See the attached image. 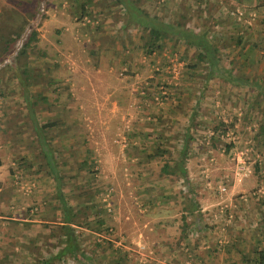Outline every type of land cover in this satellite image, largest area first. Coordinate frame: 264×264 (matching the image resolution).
<instances>
[{"label":"rangeland","instance_id":"obj_1","mask_svg":"<svg viewBox=\"0 0 264 264\" xmlns=\"http://www.w3.org/2000/svg\"><path fill=\"white\" fill-rule=\"evenodd\" d=\"M133 1L172 26L159 48L114 0H0V264L57 250L59 190L82 255L51 264H256L264 0Z\"/></svg>","mask_w":264,"mask_h":264},{"label":"trees","instance_id":"obj_2","mask_svg":"<svg viewBox=\"0 0 264 264\" xmlns=\"http://www.w3.org/2000/svg\"><path fill=\"white\" fill-rule=\"evenodd\" d=\"M115 2L122 5L127 12L128 18H131L135 24L140 25L147 31L148 38L145 40V45L147 50L159 48L160 42L159 40L165 36L167 33V28H171L172 26L167 23L162 22H153V16L149 15L146 11H144L140 6H138L133 0H114ZM29 28V26H28ZM27 28V29H28ZM174 34L178 35L179 37H184V39L192 45L197 46L200 50L199 52L202 55H208L205 61L208 63V70L209 76L211 74L216 73L218 71L217 61L212 57L211 50L213 48L209 38L207 35L203 33H196L192 30H181L175 29ZM35 39V30L29 29L27 34L24 36L23 41L21 42V46L18 49V53H24L26 47L29 43ZM205 56V55H204ZM264 129V127H262ZM184 146V147H183ZM185 153V145H182L180 154L181 156L175 162V166L177 170L184 175L185 168L181 165L182 158L184 157ZM168 164H165L163 170L167 173H175L173 168H170ZM58 198L61 204V214L58 216L57 219V227L60 233H57L58 237L62 239V243L60 246L55 250L53 254H47L44 258L38 259L36 264H51L53 259H62L65 254L73 255L78 257L80 254L82 255V251L78 249L77 240H76V233L75 228L73 225H80L81 221L76 218L77 213L73 211L72 206L69 205L66 200L64 199L61 191H58ZM88 199L91 200V197ZM89 206H92L94 203L92 201H88ZM101 222V220H99ZM46 226H49L46 224ZM80 255V256H81ZM120 258V257H119ZM256 264H264V248L258 250L257 257L255 258Z\"/></svg>","mask_w":264,"mask_h":264},{"label":"crops","instance_id":"obj_3","mask_svg":"<svg viewBox=\"0 0 264 264\" xmlns=\"http://www.w3.org/2000/svg\"><path fill=\"white\" fill-rule=\"evenodd\" d=\"M119 89L122 90V92H123V90H124L125 88H124V89L119 88ZM117 90H118V89H117ZM115 94H116V93H115ZM116 95H117V94H116ZM126 95H127V91L124 92L121 96H124V98H125ZM115 103H116V102H115ZM121 104H123V102H121V99H119L118 105H121ZM247 208H248V210L251 209L250 206H248ZM263 208H264V206H262V210H264Z\"/></svg>","mask_w":264,"mask_h":264},{"label":"built area","instance_id":"obj_4","mask_svg":"<svg viewBox=\"0 0 264 264\" xmlns=\"http://www.w3.org/2000/svg\"><path fill=\"white\" fill-rule=\"evenodd\" d=\"M221 189L223 190V189H224V187H221Z\"/></svg>","mask_w":264,"mask_h":264}]
</instances>
